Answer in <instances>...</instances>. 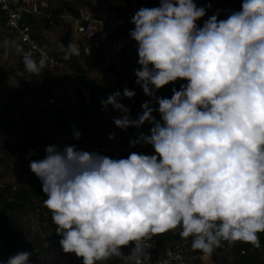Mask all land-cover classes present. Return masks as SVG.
Masks as SVG:
<instances>
[{"label":"clouds","instance_id":"clouds-1","mask_svg":"<svg viewBox=\"0 0 264 264\" xmlns=\"http://www.w3.org/2000/svg\"><path fill=\"white\" fill-rule=\"evenodd\" d=\"M210 8L196 0H159L158 7H141L130 18L138 51L135 83L150 99L135 119L120 102L131 100L134 90L125 87L100 103L103 111H119L113 123L123 131L151 125L129 144L151 146L153 154L133 151L116 159L53 144L43 159L30 161L60 247L82 264L112 257L142 264L145 242L177 228L181 238H191L193 250L207 254L224 242L261 247L264 0H241L224 19L220 10L204 19ZM3 47L5 56L11 49L22 58L29 74L47 66L44 52L37 60L17 41ZM62 48L65 60L80 55L72 40ZM178 81L170 98L157 95ZM81 135L72 128L73 139ZM31 256L20 251L0 264H32Z\"/></svg>","mask_w":264,"mask_h":264},{"label":"built area","instance_id":"built-area-1","mask_svg":"<svg viewBox=\"0 0 264 264\" xmlns=\"http://www.w3.org/2000/svg\"><path fill=\"white\" fill-rule=\"evenodd\" d=\"M84 1L87 3L80 7L78 14H74L70 11H59L53 0H0V68L15 65V59L21 58L11 49L8 50L7 56L4 55L3 42L6 40L17 41L23 45L25 51H31L38 60L41 52L47 54L48 62L43 70L44 75L35 76L34 84L39 87L44 79L58 83L51 95L45 97L42 102L40 94H36L37 99L31 102L28 111H25L27 119L35 120V111H45L46 109L54 113L63 110L66 116L73 119L75 115L91 107L94 96V86L91 80L81 73L70 75L67 78L61 76L63 71L70 72L66 62L59 57V54L55 53L62 50L61 41L65 32H69L67 44L70 40L77 43L79 56L102 57L101 68L105 69V72L109 71L111 77L105 84L98 80L101 89L111 83L114 85L112 93L115 91L122 93L125 87L134 90V85L121 77V74L129 73L132 78L135 76L134 70L139 67L137 44L129 36V32L134 29L130 18L141 7H158L159 0ZM202 1L196 0L198 6H202ZM236 1L238 0H212L211 4L219 5V18L224 19L226 10L239 9L235 4ZM65 19H69L71 22L67 23ZM36 22L41 25L46 23L49 28L35 29L34 23ZM38 29L42 33V38L37 35ZM57 31V37H55ZM12 58L14 60H11ZM181 83L183 81L165 86L157 92V95L170 98L171 88L179 89ZM140 91L143 93L141 88ZM3 98L6 99V96ZM106 98L107 96H104L100 98V101ZM154 107L158 106L154 103ZM153 115L157 119L160 118L158 112H154ZM150 127L151 125L146 122L140 129L129 127L127 131H123L115 126L113 119L105 121L94 119L89 127V137L98 145H89L87 151L99 152L112 158L129 155L133 151L143 153L144 146L132 147L129 141L136 138L137 132L147 134ZM54 128L56 129V125ZM40 132L48 138H52L59 137L62 129H57L55 133L51 127H43ZM132 133L137 134L133 135ZM110 134H114L115 138L109 140ZM15 137L16 134H12L10 140H14ZM147 147L153 150L151 146ZM50 215L44 205L34 206L26 215L25 223L29 226L31 233L40 239L39 243L32 247L31 252L38 254L49 251L62 255H75L63 252L59 244L60 236L48 234ZM190 240L191 238L182 239L179 242L166 245L162 249H156L155 239L151 237L145 242L144 256L141 257L142 264H196L193 261L195 258L207 262L210 254H189L186 252V246ZM234 244L224 242L220 246V251ZM129 252L130 249L127 254ZM10 256L12 254L5 251L0 255V260L6 261ZM128 263L133 264L132 261Z\"/></svg>","mask_w":264,"mask_h":264},{"label":"trees","instance_id":"trees-1","mask_svg":"<svg viewBox=\"0 0 264 264\" xmlns=\"http://www.w3.org/2000/svg\"><path fill=\"white\" fill-rule=\"evenodd\" d=\"M59 8V11H70L78 14L79 9L85 3L84 0H53ZM212 0H203L202 6L211 3ZM237 7L240 8L241 0L235 2ZM219 10L218 4H211L208 9V16L214 14ZM203 20L198 21L202 25ZM34 28H49L47 24L34 23ZM38 29L37 35L42 38V33ZM69 32H65L62 44L67 46ZM59 57L66 62L69 73L63 71L61 76L64 78L76 73H81L86 78H89L94 86V96L92 99L91 107L83 110L73 119L66 116L65 111L59 110L54 113L49 109L45 111L36 110L35 120L25 118L24 98L31 97L36 100L34 95L35 91L40 94V101L42 102L45 97L51 95L52 91L58 83H52L44 79L41 81L40 86L34 84V78L37 75H32L24 71L22 58L15 59V65H8L6 68H0V93L5 92V79L14 77L19 84L18 89H11L6 94V99H1L0 104V255L8 251L12 255L20 251H31L32 247L39 243V237L33 235L29 226L25 223V217L29 210L34 206L44 205L46 197L42 192V185L34 173L31 172L29 164L31 160L43 159L45 156V148L48 145H58L61 149L65 145H75L77 149L80 146L89 144L91 146L98 145L92 138L90 139L89 127L91 122L95 120L105 121L113 119L111 107L107 111H103L100 103V98L109 96L114 89L113 84H107L104 89H101L100 82L97 77H91L89 72L94 70L97 73L103 74L106 70L101 68L102 57H85L73 56L71 59H64V50L55 52ZM38 60V59H37ZM84 64V66L82 65ZM112 68L111 66L109 67ZM107 68V69H109ZM42 71L39 76H43ZM129 73L121 74V77L127 80L131 85H134L136 95L131 99H121V103L130 109V115L133 119L137 118L141 112V105L150 98L145 96L140 87L135 83L136 77ZM107 99V98H106ZM154 107V102H153ZM56 125V129L54 128ZM43 127H51L56 133L57 129H62L59 137L48 138L42 134L40 130ZM75 127L82 133L79 140L72 138V128ZM138 133V132H137ZM137 133H132L133 135ZM12 134H16L14 140H10ZM89 139V141H88ZM81 150V149H80ZM143 154H153L147 146L142 148ZM124 155L120 158H127ZM119 159V158H116ZM13 162H17L20 166L18 173L27 174V181L12 182L6 180V174L9 167ZM8 169V170H7ZM50 227L48 229L49 235L56 234V226L51 222V215L49 217ZM180 228L170 230L165 233L155 234L152 238L155 239L156 249H162L166 245L173 244L181 241L179 235ZM261 247L255 248L251 244L238 242L227 249L220 251V247L214 249L210 254L207 262L201 261L200 258H195L193 261L196 264H264V234H260ZM127 254L129 248L123 249ZM186 252L189 254L203 253L200 250H193L191 248V240L186 246ZM41 258L50 260L48 264H82V258L75 255H62L56 252L43 251L31 256L32 264H38ZM102 264H125L119 258L112 257ZM131 264V263H128Z\"/></svg>","mask_w":264,"mask_h":264},{"label":"rangeland","instance_id":"rangeland-1","mask_svg":"<svg viewBox=\"0 0 264 264\" xmlns=\"http://www.w3.org/2000/svg\"><path fill=\"white\" fill-rule=\"evenodd\" d=\"M68 1V0H67ZM69 1H74V0H69ZM67 21V23H70L71 21L69 19H65ZM57 33L58 31L55 33V37H57ZM80 37V35H78ZM11 60H14V58H12ZM84 66V64H82ZM85 67V66H84ZM89 75L93 78V77H97L102 84H105L111 77V73L109 71L107 72H104L103 74H100V73H97L95 72L94 70H91L89 72ZM5 92H2L0 94V104H1V99H4L3 97L6 96V94L8 92H10L11 89H18L19 88V84L18 82L16 81V79L14 77H9L7 79H5ZM38 93V91H35L34 92V95L36 96V94ZM36 99H37V96H36ZM33 102L32 98L29 96L25 97L24 98V108H25V111H28L29 109V105L30 103ZM112 114H113V117H116V118H119L120 117V113L119 111H112ZM89 141V139H88ZM80 149L81 150H89V144H86V145H82L80 146ZM19 169H20V166L17 162H13L11 164V166L9 167V170L7 172V174L5 175L6 176V180L7 181H12V182H18V181H27V174H23V173H18L19 172ZM34 177L35 174H34ZM50 262L49 259L47 258H41L39 260V263L38 264H48Z\"/></svg>","mask_w":264,"mask_h":264}]
</instances>
